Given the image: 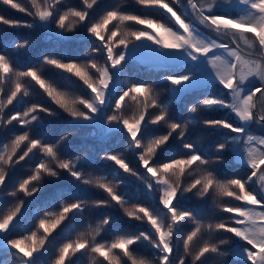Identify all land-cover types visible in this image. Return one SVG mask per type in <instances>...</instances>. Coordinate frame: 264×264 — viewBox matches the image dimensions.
<instances>
[{"label": "snow or ice", "instance_id": "6c2138e0", "mask_svg": "<svg viewBox=\"0 0 264 264\" xmlns=\"http://www.w3.org/2000/svg\"><path fill=\"white\" fill-rule=\"evenodd\" d=\"M0 5V264H264V0Z\"/></svg>", "mask_w": 264, "mask_h": 264}, {"label": "trees", "instance_id": "16d2710c", "mask_svg": "<svg viewBox=\"0 0 264 264\" xmlns=\"http://www.w3.org/2000/svg\"><path fill=\"white\" fill-rule=\"evenodd\" d=\"M103 3L107 4V3H109V0H103ZM0 11H4L6 15H9L12 18L21 19V20L28 19V17L25 14L20 13L16 10L5 8V6H3V5H0ZM29 35H32V34H30L27 29H23V28H21V29H9L6 26L0 25V40H4V39L19 40L22 38H27ZM45 46L46 45L43 41L37 40V43L34 44L33 47L29 51V57L31 58L32 56H34L40 49H42ZM205 115L208 117H211L215 114L206 113ZM57 242H59V241H57ZM83 264H88L87 258L83 259Z\"/></svg>", "mask_w": 264, "mask_h": 264}]
</instances>
